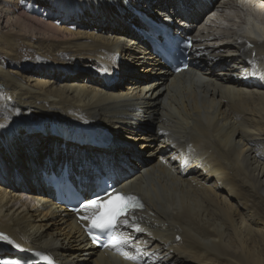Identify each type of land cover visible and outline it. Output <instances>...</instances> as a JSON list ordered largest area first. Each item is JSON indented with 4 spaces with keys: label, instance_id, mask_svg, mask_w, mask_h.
<instances>
[{
    "label": "bare ground",
    "instance_id": "1",
    "mask_svg": "<svg viewBox=\"0 0 264 264\" xmlns=\"http://www.w3.org/2000/svg\"><path fill=\"white\" fill-rule=\"evenodd\" d=\"M31 1L29 15L26 0H0L10 29L38 38L42 27L30 78L0 62V231L12 241L0 256L27 248L57 264H264V25L218 31L204 19L220 13L235 25L241 14L226 10L238 0H130L182 36L198 25L191 73L175 77L130 28L126 0ZM61 122L92 124L107 145L64 141L52 132ZM62 159L112 169L144 199L133 226L121 225L118 256L90 247L44 185L41 170Z\"/></svg>",
    "mask_w": 264,
    "mask_h": 264
},
{
    "label": "snow or ice",
    "instance_id": "2",
    "mask_svg": "<svg viewBox=\"0 0 264 264\" xmlns=\"http://www.w3.org/2000/svg\"><path fill=\"white\" fill-rule=\"evenodd\" d=\"M191 41L188 42V47L191 46ZM3 127V125H0ZM143 205L139 202L138 198L122 193L113 189L111 192H107L105 197L96 195L94 198L86 199L79 206V210L84 211V215L81 219L88 220L90 223L89 234L93 235V239H97L95 232L109 233V241L113 247H116L127 241H122L111 235L115 229L121 225L132 227L129 222V216L136 209H141ZM90 213V214H89ZM136 231L141 229L137 226ZM0 241L12 243V241L4 234L0 233ZM19 247V245H15ZM48 260V264H52V261ZM10 264H17L16 261L10 262Z\"/></svg>",
    "mask_w": 264,
    "mask_h": 264
},
{
    "label": "rangeland",
    "instance_id": "3",
    "mask_svg": "<svg viewBox=\"0 0 264 264\" xmlns=\"http://www.w3.org/2000/svg\"><path fill=\"white\" fill-rule=\"evenodd\" d=\"M23 7L26 8L23 11L25 14L29 13V15H32V10L37 6L35 1L26 0V6L23 5ZM3 20V18L0 20V62L4 65L8 72L13 74L15 78L20 80L30 78L28 76L32 75V70L38 68L40 66V61H42L41 54L37 52L42 51V36L41 33H38L42 31V27L37 25L38 28L36 29L38 31L35 32V36L38 38H32V32L28 29H23L22 27H12V29H10L9 26H6V23L3 22ZM27 24L28 28L32 27L31 24L34 25L33 21L30 20ZM35 45H38L40 50H37ZM126 83L127 81L124 80L123 84L125 85ZM141 144L142 142L136 143L135 148H140Z\"/></svg>",
    "mask_w": 264,
    "mask_h": 264
}]
</instances>
